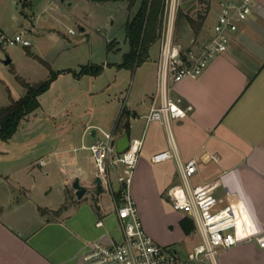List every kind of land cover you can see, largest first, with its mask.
I'll return each instance as SVG.
<instances>
[{
  "label": "crops",
  "instance_id": "obj_1",
  "mask_svg": "<svg viewBox=\"0 0 264 264\" xmlns=\"http://www.w3.org/2000/svg\"><path fill=\"white\" fill-rule=\"evenodd\" d=\"M38 1L42 0H0V32L6 33L7 29L14 26L16 33L24 31L25 37L28 38L29 34L41 36L44 31L51 30L42 27L41 22L37 21L38 17L34 15L33 9ZM218 1L207 0L211 12L217 7ZM120 2L128 9L126 2ZM194 2L199 3L197 0L192 3ZM71 3L68 1L69 5ZM191 5L190 10L195 6ZM211 12L209 11L203 22L201 35L204 38L200 40H205L212 34L215 13L212 15ZM134 13L127 16L126 23ZM85 29L80 26L81 31ZM69 33L72 34L70 31ZM158 41L159 47L155 55L151 51L154 42L149 47L147 59L134 68L136 70L144 64H150L149 80L140 82L133 95L131 90L129 95L120 96L118 100L113 101L110 107L83 110L80 114L87 113V121L97 111L99 116L90 124L84 125L86 128L82 132L81 144H78L70 133L73 125L70 129L66 124L56 126L52 147L44 150L37 160L30 162L43 170L48 179L47 184L51 183L50 181H56L57 184L54 190L53 186L47 184L43 188L46 202H31L29 196L26 201L40 215L45 226L52 223V218L43 216L40 209L54 212L60 235L45 233V239L41 241L37 236L38 230L33 229L29 234H25L24 229L13 226L5 218L7 201L13 198L9 194L12 190L7 188L0 193V264H81L83 254L93 241H109L115 238L111 230L109 232L115 220L118 222L114 198L111 191L103 185L102 190H97L93 158L88 149L97 138L96 129L102 127L101 121L109 131L115 132L116 140L124 132L128 133L130 139H142L141 154L134 169L130 193L137 204L145 230L156 242L179 252L173 247L176 239L181 240L198 232L193 219L174 210L165 197L166 188L181 181L177 160L171 158L152 162L150 158L155 152L171 148L172 137L183 160L202 154L204 157H216L200 161L190 181L193 185H198L217 180L215 195L223 199V205L230 204L237 216V243L221 253L220 264H264V247L259 246L255 239L257 235L264 233V0H257L253 13L246 20L239 22L238 30L232 34L226 51L214 56L197 77H185L172 85L171 95L180 97L182 106L191 105L192 109L185 117L171 118L169 129L158 120H147L152 101L160 99V39ZM32 45L31 43L22 46ZM105 46L107 57H112L111 61L105 59L102 63L90 62L80 65L79 69L69 66L50 69L48 77L44 80L50 77L52 71L57 74L49 88L38 96V108L42 106V100H49L50 97H45L46 94L50 91L53 94L54 85L57 86L61 78L77 85L85 77H97L113 67L118 70L127 69L118 66L128 51H120L119 40L116 37L105 38ZM85 65H97L101 70L98 74H77ZM24 93L25 87L21 96ZM59 95L56 102L61 100ZM10 99L14 98L10 96ZM50 117L53 118V115ZM102 131L101 128L100 132ZM111 176L115 180V172L111 171ZM76 177L87 188L83 197L89 193L97 203H88L86 208L74 211L75 217L70 218L68 211L71 203L81 200L72 186ZM7 179L8 175L0 172V184L7 182ZM117 188L118 185L114 188L115 195ZM106 192L112 199L111 209L105 208L100 202ZM69 200L71 202H68ZM166 204L172 208L168 209V212L164 209ZM184 218L192 222L193 228L189 233H185L181 226V220ZM94 219L98 231L90 230L87 225ZM100 220L102 225H97ZM106 222L109 223L107 226ZM163 228L166 233L162 232ZM116 230H119L118 223ZM173 234L177 235V238Z\"/></svg>",
  "mask_w": 264,
  "mask_h": 264
},
{
  "label": "rangeland",
  "instance_id": "obj_2",
  "mask_svg": "<svg viewBox=\"0 0 264 264\" xmlns=\"http://www.w3.org/2000/svg\"><path fill=\"white\" fill-rule=\"evenodd\" d=\"M68 1L72 3L69 5ZM181 2L182 0H180ZM207 3V0H204V3H191L195 6L189 13L196 16L198 11H204L206 6L209 9L210 5ZM137 8L138 6H134L128 11L125 4L120 1H38L33 9L34 15L38 17L37 21L41 22L42 27L51 30L44 31L41 36L29 34L28 39L33 44L31 47H23L21 44H8L0 47V107L10 103V96L16 99L23 94L24 87L21 85L19 77L25 78L31 83L39 82L48 77L50 69L63 66L79 69L82 64L102 63L105 59L111 61L112 57H107L106 54L105 38L116 37L120 42V51L128 50L125 39V23L127 16L136 12ZM211 14L214 15L212 12ZM182 20L178 24L175 23V41L184 51L193 45V38L200 40L204 36L201 35L202 27L195 35L185 19ZM208 21L211 20L208 19ZM80 26H84L86 29L81 31ZM70 29H73L74 33H69ZM15 30L12 26L7 29L5 34L14 36ZM158 47L159 41L157 40L151 50L154 52L153 55L158 51ZM7 56L11 59L9 64L4 63ZM149 67L150 64H144L136 70H118L113 67L97 77H85L77 85L68 82L66 78H61L57 85L60 88L58 89L54 85L53 94L52 91L46 94L45 97H50L49 100L46 98L42 100L40 108L20 120L16 133H14L15 136L12 135L8 139L0 137V172L8 175L7 182L0 184V193L2 194L3 190L9 188L12 190V193L9 194L13 196L6 205L7 216L5 218L9 223L24 229L25 234H29L33 229L38 230L37 236L41 241H44L45 233L60 235L59 225L55 224L57 220H54L56 214L46 209H40L43 216L53 219H51V224L45 226V223L41 222L40 215L26 201L29 196L30 201L39 204L46 202L43 188L51 185L54 190L57 184L56 181H50L51 183L47 184L48 179L44 176L43 170L38 166H33L30 162L37 160L44 150L52 147L55 140V127L58 125L66 124L68 129L73 125L70 133L78 144H81L82 132L86 128L84 125L93 122L99 113L97 111L92 114L89 121L86 119L87 113H80L83 110L92 111L104 106L110 107L113 101L118 100L120 96L129 95L131 90V95H133L140 82L150 79ZM58 94H60L61 100L56 102ZM50 115H53V118ZM101 122L103 124L101 128L105 131L109 130L103 121ZM101 128L96 129L97 137L102 135ZM84 151L87 152V150ZM113 183L116 188L115 180ZM20 185L28 190L21 188ZM49 196L48 198L51 200ZM100 202L107 209L113 208L108 192L101 197ZM88 203L92 205L97 203L89 193L80 201L72 202L68 211L70 218L75 217L74 211L86 208ZM164 209L168 212V209L172 208L166 204ZM95 221L96 219L87 225L90 230L98 231L99 228L95 226ZM117 223L115 220L109 232L111 230V234L118 239L120 237L119 230H116ZM108 224L106 222V226ZM162 232L166 233L164 228ZM173 236L177 235L173 234ZM176 240L173 247L180 253L187 252L202 241L199 232ZM98 241H103V239H97L93 243Z\"/></svg>",
  "mask_w": 264,
  "mask_h": 264
},
{
  "label": "built area",
  "instance_id": "obj_3",
  "mask_svg": "<svg viewBox=\"0 0 264 264\" xmlns=\"http://www.w3.org/2000/svg\"><path fill=\"white\" fill-rule=\"evenodd\" d=\"M180 0H166L164 25L160 36L158 72L160 99H154L147 120H158L168 129L170 119L185 117L191 105L182 106V99L171 95L172 85L185 77L195 78L202 73L209 61L227 50L231 36L238 30L239 22L246 20L257 7V0H219L212 10L215 19L212 34L205 40L193 38V45L183 52L175 41V23ZM210 8L206 15H208ZM74 32L73 29L69 30ZM8 44L28 46L30 40L22 32L9 36L0 32V47ZM88 149L93 158L96 176L102 185L111 191L118 217L120 238L92 243L82 256L81 264H220V254L237 243L235 234L238 219L230 204L215 195L218 181L193 185L190 181L200 161L216 159L213 155L180 158L178 149L170 137L171 148L155 152L152 162L175 158L178 162L181 181L168 186L165 197L176 211L189 215L202 241L191 250L180 253L156 242L144 228L139 209L130 193V185L142 139H130L122 152L116 149L113 130H103ZM111 171L115 172L117 194L113 187ZM102 225V221H97ZM264 247V233L255 237Z\"/></svg>",
  "mask_w": 264,
  "mask_h": 264
},
{
  "label": "trees",
  "instance_id": "obj_4",
  "mask_svg": "<svg viewBox=\"0 0 264 264\" xmlns=\"http://www.w3.org/2000/svg\"><path fill=\"white\" fill-rule=\"evenodd\" d=\"M110 1H124L128 9H132L138 4L136 12L126 23V39L129 48L123 55L122 62L118 64L119 67L133 70L147 59L150 45L160 39L164 25L166 0ZM193 1L194 0H182L178 7L176 24L182 22V19H185V22L190 25L194 34L197 35L203 26L208 8L206 6L204 11L200 10L196 16H193L189 13L190 4ZM197 1L204 3V0ZM100 70L101 68L97 65H85L82 66L77 74H98ZM56 74V72L52 71L47 80L35 84H30L19 77L20 83L25 87L24 95L18 99H11L8 105L0 107V137L2 139L10 138L17 130L20 120L25 117V115L38 108V96L49 88ZM125 126L128 125L125 124ZM181 226L185 233H189L193 228L192 222L188 218L181 220Z\"/></svg>",
  "mask_w": 264,
  "mask_h": 264
},
{
  "label": "water",
  "instance_id": "obj_5",
  "mask_svg": "<svg viewBox=\"0 0 264 264\" xmlns=\"http://www.w3.org/2000/svg\"><path fill=\"white\" fill-rule=\"evenodd\" d=\"M11 62L10 57H6L4 60L5 64H9ZM130 142V137L128 133L124 132L117 140H116V149L118 152H122L129 146ZM95 183H96V188L98 191L103 189L102 186V180L99 176L95 177ZM73 188L75 189L76 196L78 198H82L83 195L86 193L87 188L80 183V179L78 177L75 178L72 184Z\"/></svg>",
  "mask_w": 264,
  "mask_h": 264
}]
</instances>
